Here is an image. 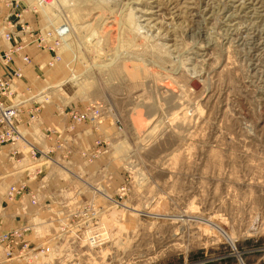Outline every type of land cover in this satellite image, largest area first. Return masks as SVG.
I'll return each instance as SVG.
<instances>
[{"label":"rangeland","instance_id":"obj_1","mask_svg":"<svg viewBox=\"0 0 264 264\" xmlns=\"http://www.w3.org/2000/svg\"><path fill=\"white\" fill-rule=\"evenodd\" d=\"M21 2L29 62L0 71L14 255L264 264V0Z\"/></svg>","mask_w":264,"mask_h":264},{"label":"built area","instance_id":"obj_2","mask_svg":"<svg viewBox=\"0 0 264 264\" xmlns=\"http://www.w3.org/2000/svg\"><path fill=\"white\" fill-rule=\"evenodd\" d=\"M13 6L14 4L12 0H6L4 2L0 1V10H8L7 12L11 11L10 13L6 14V16H3L0 11V71H2V69L5 70L11 64V61L15 58V56L23 58V61L26 63L29 62L28 55L21 54L23 47L15 46L20 44L19 38L21 37L26 38L23 42L27 41V38L30 35V28L28 26L29 24L26 25V21H22V19L17 21V25L12 23L11 20L13 16L16 18L20 17L19 14H14L13 10L16 8H22L18 2L16 3L15 7ZM11 96V86L0 72V123L12 125L20 118L18 107L8 105L3 101V98L10 99ZM15 192H17V190L10 192V194L12 193L11 197H13ZM32 205L37 207L39 206V203L36 199H34ZM3 219L6 220V216H4ZM2 224H4V222L0 221V228ZM15 235L19 236L21 235V232L19 230L13 232V230L9 229H0V247L3 243H6V255L3 257L0 253V264H8L12 263L13 261H24L25 264H35V261H38V257L40 255L45 256V251H47V249L45 250L44 248L42 253L40 252V254H37L35 257H33L34 255L31 256L30 254L26 255L23 252L15 256L12 246L13 239L11 240V237ZM94 241L95 240H92V242ZM27 249L28 246H25L23 250ZM26 252L28 253V251Z\"/></svg>","mask_w":264,"mask_h":264},{"label":"bare ground","instance_id":"obj_3","mask_svg":"<svg viewBox=\"0 0 264 264\" xmlns=\"http://www.w3.org/2000/svg\"><path fill=\"white\" fill-rule=\"evenodd\" d=\"M1 2H4L5 0H0ZM37 1V3H38V5L39 6H45V5H50V2H49V0H36ZM20 3V5H22V2H21V0H18V1H15V3ZM23 6V5H22ZM22 9H23V7H22ZM27 10V9H26ZM55 34L57 35V36H59L60 37V41H63L64 40V36H65V34L63 33L62 35H60V31H57L56 30V32H55ZM21 54L22 55H26V54H24L23 52H21ZM17 60H23V58H18ZM28 63H26V62H24V61H19V65H21V66H25V65H27ZM24 69H26L25 67H24ZM36 121V120H35ZM24 143V140H21L20 141V145L22 146V144ZM25 144V143H24ZM102 232H103V235L105 234V232H106V230L105 229H103L102 228ZM45 256L44 255H40L39 257H38V261L36 262V264H38L39 263V261L40 260H42L43 258H44Z\"/></svg>","mask_w":264,"mask_h":264},{"label":"crops","instance_id":"obj_4","mask_svg":"<svg viewBox=\"0 0 264 264\" xmlns=\"http://www.w3.org/2000/svg\"><path fill=\"white\" fill-rule=\"evenodd\" d=\"M37 119H38V118H37ZM37 165H38V164H36V165L33 164V166L30 167V168H34V167L37 166ZM0 171H2V170L0 169ZM0 188H1V187H0ZM7 223H8V221H7ZM7 223H6V226L4 225L5 227H2V228H0V229H1V230H2V229H3V230H6V229L8 228V227H7V225H8ZM44 258H45V257H44ZM44 258H43V259H44ZM43 259H42L41 261H39L38 264H44Z\"/></svg>","mask_w":264,"mask_h":264}]
</instances>
